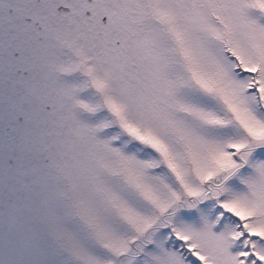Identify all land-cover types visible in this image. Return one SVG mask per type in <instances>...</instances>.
<instances>
[{
	"label": "snow or ice",
	"instance_id": "obj_1",
	"mask_svg": "<svg viewBox=\"0 0 264 264\" xmlns=\"http://www.w3.org/2000/svg\"><path fill=\"white\" fill-rule=\"evenodd\" d=\"M0 264H264V0H0Z\"/></svg>",
	"mask_w": 264,
	"mask_h": 264
}]
</instances>
